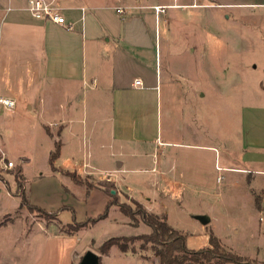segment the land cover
<instances>
[{"label": "rangeland", "instance_id": "1", "mask_svg": "<svg viewBox=\"0 0 264 264\" xmlns=\"http://www.w3.org/2000/svg\"><path fill=\"white\" fill-rule=\"evenodd\" d=\"M67 1L53 0L59 7ZM254 1L161 0L167 8L158 22L153 9L132 11L147 17L154 45L157 34L161 85H146L155 89L149 91L142 114L133 106L129 112L123 110L117 96V118H124L123 111L128 112V121H138L137 131L146 142L128 143L121 149V142L93 138L89 163L98 170H87L97 178L106 177L118 162H124L125 171L116 174L121 183L108 186L119 191L111 193L110 199L134 209V201H138L147 211L151 208L149 212L166 216L171 227L186 235L190 250L209 247L213 233L227 250L264 264V218L255 204L259 191L251 189L253 195L250 193L245 174L223 169L229 163L240 165L235 150L241 149L243 108L264 105V8L253 6ZM193 3L198 6L182 5ZM128 50L136 48L129 46ZM152 61L155 59L148 60ZM2 124L8 158L4 162L13 161L15 168L4 167L0 152V180L4 183L0 182V223L6 216L13 219L0 227V264H80L88 251L101 256L103 264H159L153 246L145 244L141 248L140 241L134 244L136 255L123 253L117 246L107 257L100 254V246L110 238L152 231L145 223L123 214L117 205L110 207L106 219L72 230L67 224L96 218L106 207L100 209L98 200L76 203L72 196L68 198L59 191L57 180L50 178L49 154L54 146L46 135L37 136L34 130L17 131V122L3 114ZM19 125L23 129L30 126L28 122ZM54 133L60 135L56 129ZM205 145L216 149L208 150ZM162 151L176 155L178 167L170 171L178 174L175 185H167L170 178L160 180L152 171L160 166ZM87 152L85 146L75 154L74 168L80 170ZM22 156L28 160L23 161ZM64 156L70 157L68 149ZM19 166H23L30 202L49 213L61 210L59 218L21 207L15 177ZM160 188L169 191V196L159 194ZM74 193L79 198L83 189L76 188ZM65 205L74 207L66 211ZM199 215H207L210 222L202 224L196 218Z\"/></svg>", "mask_w": 264, "mask_h": 264}, {"label": "crops", "instance_id": "2", "mask_svg": "<svg viewBox=\"0 0 264 264\" xmlns=\"http://www.w3.org/2000/svg\"><path fill=\"white\" fill-rule=\"evenodd\" d=\"M160 1L69 0L61 8L67 20L75 26L70 31L56 23L33 18L27 10L29 0H0V97L15 101L12 109L0 105V152L5 154V158L2 114L17 122V131L34 130L37 136L46 135L54 147L57 140L61 141L60 156L54 164L56 170H50V178L57 180L59 191L68 198L72 196L76 203L82 201L91 204L93 200H98L100 209L107 207L112 200L110 195L113 189L108 186L121 183L120 179H116V174L125 171V164L118 162L117 168L109 170L106 177L97 178L87 170H98L97 166L89 163V159H92L90 143L93 138L102 137L103 140L121 142L124 147L121 149H125L128 143L146 142L137 131L138 121L130 119L129 123L126 114L130 106L136 113L144 112L149 91L155 89L146 85H161V68L159 70L156 32L154 45L150 40L147 17L132 11L166 5ZM251 4L264 8V0H255ZM182 5L198 6L194 3ZM9 7L11 11H8ZM117 8H123L124 13H117ZM82 9L86 11L84 14ZM129 46L136 50L129 51ZM151 49L155 50L154 53H149ZM153 58L155 61L149 63L148 60ZM137 79L140 84L136 85ZM117 96L123 110L128 111H123L124 118L120 120L117 118ZM155 97L157 101V94ZM130 98H134L132 103L127 102ZM244 109L241 149L235 150L238 152L235 159L240 165L229 163L223 169L246 175L250 193L253 195L251 189L259 191V213L264 218V105ZM22 122H28L30 126L20 128L19 123ZM130 126H134L135 130H129ZM55 129L60 132L58 137ZM35 144L38 146L37 142ZM85 146L88 148L87 158L84 154V162L78 170L73 167L75 154ZM203 147L212 151L216 149L214 146ZM66 149L70 152L69 158L64 156ZM21 159L26 161L28 157L22 156ZM161 159L160 166L152 171L158 173L159 179L170 178L167 185H175L178 174H170V171L178 167L176 155L173 157L172 153L162 151ZM19 167L23 171V166ZM67 172L88 177L93 187L88 189L85 184H76ZM43 178L39 177L40 180ZM63 180L67 185L63 184ZM78 186L83 189L80 199L74 193ZM160 189L159 194L169 196V191ZM116 192L119 193L118 190ZM65 207L67 211L74 206Z\"/></svg>", "mask_w": 264, "mask_h": 264}, {"label": "trees", "instance_id": "3", "mask_svg": "<svg viewBox=\"0 0 264 264\" xmlns=\"http://www.w3.org/2000/svg\"><path fill=\"white\" fill-rule=\"evenodd\" d=\"M61 146V141L57 140L53 151L50 153L49 164L53 171L56 170L54 164L60 156ZM18 169L15 175L17 181L16 194L21 197V207L25 206L29 210L39 212L46 217L58 218V212L60 210L58 212L49 213L30 202L26 195V185L24 184V177L22 174L23 171L21 168ZM67 175H69L76 184H85L88 189L93 187L89 181H85V179L76 172H67ZM255 204L258 209L261 208V196L255 198ZM114 205L119 206L120 211L131 219H136V221L139 220L148 225L152 231L150 234L130 237H113L106 240L99 248L100 254L103 256L108 255L111 248L114 246H117L123 253L136 255L138 251L134 244L140 241L141 248L145 244H151V246H153L154 253L159 258V264H259L251 261L247 257L244 258L235 252L227 250L221 240L213 233L210 234L209 247L199 250H190L186 245V235L171 227L167 222L166 216L160 217L157 214L147 211L138 201H134V209L128 204L119 203V201L115 199L111 200L105 212L99 214L96 218H88L85 222H75L67 225L75 231L89 227V225L96 224L98 221L106 219L109 216L110 207ZM64 208L66 209L67 207ZM10 221H13V219L6 216V219L0 223V227L6 225ZM98 264H103L101 256Z\"/></svg>", "mask_w": 264, "mask_h": 264}, {"label": "built area", "instance_id": "4", "mask_svg": "<svg viewBox=\"0 0 264 264\" xmlns=\"http://www.w3.org/2000/svg\"><path fill=\"white\" fill-rule=\"evenodd\" d=\"M167 6L156 5L153 7L154 13L156 14V20L162 13H165ZM27 10L37 20H43L47 22H53L58 25L63 26L67 30H74L75 26L73 23L69 22L66 16L63 14V9L55 5L52 1L48 0H29L27 5ZM8 11H11V8H8ZM117 13H124L123 8H117ZM83 14L86 12L85 9H82ZM84 16L82 17L83 20ZM1 32V30H0ZM135 84H140V80H136ZM0 105H3L9 109H12L15 106V101L9 98L0 97ZM2 161L6 160L5 154L2 153ZM4 167L6 169L15 168V163L13 161L4 162Z\"/></svg>", "mask_w": 264, "mask_h": 264}, {"label": "water", "instance_id": "5", "mask_svg": "<svg viewBox=\"0 0 264 264\" xmlns=\"http://www.w3.org/2000/svg\"><path fill=\"white\" fill-rule=\"evenodd\" d=\"M112 194H115L116 191L112 190ZM198 220L202 222V224L206 225L210 222V218L207 215H199L196 217ZM100 256L92 251H88L83 259L81 260L80 264H98Z\"/></svg>", "mask_w": 264, "mask_h": 264}]
</instances>
